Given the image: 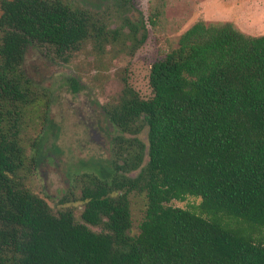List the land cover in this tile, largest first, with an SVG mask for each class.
<instances>
[{
  "label": "trees",
  "instance_id": "16d2710c",
  "mask_svg": "<svg viewBox=\"0 0 264 264\" xmlns=\"http://www.w3.org/2000/svg\"><path fill=\"white\" fill-rule=\"evenodd\" d=\"M166 6L155 0L152 24ZM143 21L126 16L112 28L77 0H1L0 264H264V34L233 21L197 19L152 64L151 97L125 82L104 105L120 131L117 173L75 177L82 222L27 186L25 136L51 106L25 69L28 49L69 60L88 42H121L128 27L133 53ZM135 191L147 198L137 233ZM189 196L200 198L197 208L171 204Z\"/></svg>",
  "mask_w": 264,
  "mask_h": 264
},
{
  "label": "rangeland",
  "instance_id": "374dc122",
  "mask_svg": "<svg viewBox=\"0 0 264 264\" xmlns=\"http://www.w3.org/2000/svg\"><path fill=\"white\" fill-rule=\"evenodd\" d=\"M77 1L99 10L112 28L123 25L126 16L144 20L147 27L146 38L133 53L135 41L127 27L128 34L121 42L104 49L88 42L69 60L46 47H30L26 54L25 69L50 95L51 106L48 116H37L25 136L32 159L23 176L27 186L46 199L55 212L71 208L82 222L84 205L75 177L85 171L109 177L116 172L115 138L120 131L108 119L104 105L118 99L125 82L143 97H151L152 64L163 58L178 36L199 18L207 22L229 20L245 33L264 34V0H167L165 17L157 24L149 20L155 0H130L125 6L120 5L121 0ZM140 137L147 141V128ZM130 200L132 232L137 233L147 198L135 191ZM200 201L189 196L171 204L195 209Z\"/></svg>",
  "mask_w": 264,
  "mask_h": 264
},
{
  "label": "flooded vegetation",
  "instance_id": "af4514ba",
  "mask_svg": "<svg viewBox=\"0 0 264 264\" xmlns=\"http://www.w3.org/2000/svg\"><path fill=\"white\" fill-rule=\"evenodd\" d=\"M134 20V19H133ZM137 19H135L134 21H136Z\"/></svg>",
  "mask_w": 264,
  "mask_h": 264
}]
</instances>
